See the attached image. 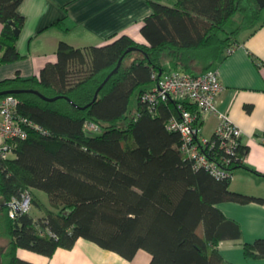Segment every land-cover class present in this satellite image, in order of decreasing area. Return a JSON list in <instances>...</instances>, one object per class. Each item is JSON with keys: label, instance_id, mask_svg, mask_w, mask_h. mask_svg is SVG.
<instances>
[{"label": "trees", "instance_id": "16d2710c", "mask_svg": "<svg viewBox=\"0 0 264 264\" xmlns=\"http://www.w3.org/2000/svg\"><path fill=\"white\" fill-rule=\"evenodd\" d=\"M23 1L0 0V66L23 58L16 46L20 35H15V28L21 32L25 25L19 13ZM149 2L153 13L141 29L148 46L126 35L85 50L62 42L58 62L39 77L18 74L0 81V93L17 91L11 95L19 100V113L43 130L21 141L14 158H0L2 264H33L18 250L52 257L81 238L129 261L144 250L152 256L150 264H231L219 244L240 239L242 232L218 205L264 200L233 192L231 180L195 170L180 151L181 135L167 129L179 115L177 103L161 104L153 115L141 97L152 88L155 72L212 70L264 9L256 0ZM238 15L239 25L227 31ZM133 47L138 50L126 53ZM31 91L59 99L47 101ZM89 125L99 132L88 131ZM247 154L242 146L232 172L244 167ZM35 191L48 195L49 207ZM26 193L33 194V205L45 211L44 218L35 220L31 213L11 217V202ZM244 250L248 258H264V239L245 244Z\"/></svg>", "mask_w": 264, "mask_h": 264}, {"label": "crops", "instance_id": "0c3cea01", "mask_svg": "<svg viewBox=\"0 0 264 264\" xmlns=\"http://www.w3.org/2000/svg\"><path fill=\"white\" fill-rule=\"evenodd\" d=\"M149 1L24 0L19 13L24 16L25 25L16 43L23 58L1 65L0 81L16 78L18 74L23 78L39 77L44 68L58 62L57 52L62 42L85 50L106 46L126 35L137 44L148 46L141 29L153 13ZM153 1L169 6L176 2ZM2 29L0 23V36ZM212 70L219 73L225 88L218 96V107L242 129V143L248 149L245 165L234 171L230 188L264 200V10L258 23L240 33L238 45L226 50ZM217 125V118L205 117L201 123L202 135L211 137ZM87 127L90 129L91 125ZM218 207L242 232L240 239L219 244L224 260L231 264H264V258H248L244 250L245 244L264 239V202H224ZM34 208L41 214L39 217L31 214L35 220L45 217L44 210ZM17 255L33 264H150L152 260L148 252L140 250L129 261L83 238L70 250L59 248L52 257L24 249H19Z\"/></svg>", "mask_w": 264, "mask_h": 264}, {"label": "built area", "instance_id": "2783aa9c", "mask_svg": "<svg viewBox=\"0 0 264 264\" xmlns=\"http://www.w3.org/2000/svg\"><path fill=\"white\" fill-rule=\"evenodd\" d=\"M153 87L141 97V102L151 114H155L161 104L177 103L178 116L167 122V129L181 135L180 151L191 160L195 170L204 169L218 180H231L232 168L239 160V149L243 146V131L220 110L218 96L224 91L219 73L215 70L193 75L170 69L164 74H153ZM188 105L195 110L188 108ZM19 100L7 95L0 100V158L15 157L19 143L26 140L33 130L43 132L28 118L19 113ZM207 116L217 118L218 125L209 138L201 133V123ZM89 129V127H87ZM94 133L99 128L91 126ZM245 163V158L242 159ZM33 197L26 193L22 200L11 202L10 215L31 213Z\"/></svg>", "mask_w": 264, "mask_h": 264}, {"label": "water", "instance_id": "95a60500", "mask_svg": "<svg viewBox=\"0 0 264 264\" xmlns=\"http://www.w3.org/2000/svg\"><path fill=\"white\" fill-rule=\"evenodd\" d=\"M257 1V3H258V5H259V7L261 8V9H264V0H256ZM13 26H15V23L14 22H10ZM20 30L18 29V28H15V35H20ZM138 49L137 48H130V49H128L127 50V52L126 53H130V52H133V51H137ZM122 61H123V58L120 60V62H119V64H118V66H117V68L108 76V78L105 80V82L102 84V86H101V88L107 83V81L119 70V68H120V66H121V64H122ZM100 88V89H101ZM100 89L97 91V93H96V96H95V100L98 98V95H99V91H100ZM17 91H8V92H3V93H0V97H2V96H6V95H11V94H14V93H16ZM31 92H33V93H35V94H38V95H40L44 100H47V101H51V102H53V101H56L57 99H59V97H56V98H52V99H49V98H47V97H45V96H43V95H41V94H39L38 92H35V91H31ZM4 205H5V200L4 199H0V209L1 208H3L4 207ZM4 251H5V247H3V246H0V264H2V256H3V253H4Z\"/></svg>", "mask_w": 264, "mask_h": 264}, {"label": "rangeland", "instance_id": "374dc122", "mask_svg": "<svg viewBox=\"0 0 264 264\" xmlns=\"http://www.w3.org/2000/svg\"><path fill=\"white\" fill-rule=\"evenodd\" d=\"M240 19H241V17H240V15H238L235 18V20L228 26L227 31L234 30L239 25ZM136 105H137V98L133 97V99L131 100L130 109L132 111L135 110ZM35 195L37 196V198L39 199L40 202H42L46 207H49V198H48V195L46 193L38 191V193L35 192ZM32 197H33V194H32ZM39 212L40 211L35 210V208L33 206L31 214H33L35 217H39L41 215ZM0 243H5V240L0 239Z\"/></svg>", "mask_w": 264, "mask_h": 264}]
</instances>
